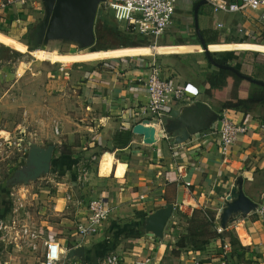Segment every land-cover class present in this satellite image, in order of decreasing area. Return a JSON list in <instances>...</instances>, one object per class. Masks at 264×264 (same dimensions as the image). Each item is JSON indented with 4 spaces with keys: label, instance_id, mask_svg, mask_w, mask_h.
I'll list each match as a JSON object with an SVG mask.
<instances>
[{
    "label": "crops",
    "instance_id": "1",
    "mask_svg": "<svg viewBox=\"0 0 264 264\" xmlns=\"http://www.w3.org/2000/svg\"><path fill=\"white\" fill-rule=\"evenodd\" d=\"M197 1L178 3L176 12L180 15H174L172 24L159 37L154 54L149 46L38 52L40 59L62 63L110 60L92 63L88 68L78 65L71 71V84L78 90L80 106L71 119L73 126L67 132L68 138L80 135L86 139L75 150L79 155L94 152V159L101 161V173L83 189V195L68 194L73 199L68 207L72 218L55 223L43 220V225L32 218L46 239L60 242L64 249L84 246L86 260L75 257L79 264H99L111 253L121 258L120 264H133L146 257L151 258V264L168 261L169 264H264V217L257 211L231 222L221 238L203 241L196 232L201 220L212 221L214 228L221 226L219 216L224 199L230 195L239 175L244 177L246 194L264 203V106L225 109L232 120L250 126L247 133L239 135L228 154L222 153L215 131L219 118L210 128L178 143L165 133L157 135L159 125L155 134L145 130V126H150L147 120L152 117L141 110L149 102L139 80L146 71L141 58L145 61L155 58L164 76L186 85L189 91V99L167 105L166 114L197 100L220 112L217 104L205 96L210 65L195 31ZM32 4L38 6L37 10H23L28 1L6 7L0 16V26L9 30L22 22L26 24L25 30L29 24L35 29L46 11L41 15L43 8L38 0ZM261 12L260 9L216 11L214 3L207 2L199 8V24L214 55L226 58L243 73L264 80ZM7 30L0 29V41L20 45ZM137 55L143 57H131ZM99 151L108 154L101 158L96 153ZM62 195L53 197L55 213H60V202H66ZM99 197L108 201L111 213L97 233L80 236L78 227L89 219V201ZM168 204H173V210L164 236L147 232L145 219ZM65 219L70 223H64ZM133 229L140 232L132 233ZM178 242L183 246L175 256L172 251L179 249ZM0 251H5L1 243Z\"/></svg>",
    "mask_w": 264,
    "mask_h": 264
},
{
    "label": "rangeland",
    "instance_id": "2",
    "mask_svg": "<svg viewBox=\"0 0 264 264\" xmlns=\"http://www.w3.org/2000/svg\"><path fill=\"white\" fill-rule=\"evenodd\" d=\"M34 1L28 0L29 5H26L23 10L25 8L28 11L37 10L38 6L32 4ZM7 3L8 0H0V5ZM38 4L43 8L41 11L43 15L44 3L38 0ZM100 12L106 17L105 22L108 27L117 28L121 33H132L127 28L123 8L117 7L107 11L98 9L97 17L101 14ZM175 15L179 17L180 14ZM24 25L26 24L21 22L15 28H8L9 30L0 26L1 30H7L6 32L20 43L15 46L0 41V215L3 213L6 215L7 208L20 205L22 211L24 209L29 211L30 216L39 225H43V220L55 223L60 222L62 218H72L71 210L68 208L73 204L70 196L83 195L85 193L83 189L101 173V161L97 162L94 159V152L79 155L78 150H75L76 145H80L81 141L86 139L80 135L68 138L67 132L73 126L71 119L73 114L79 111L80 106L77 101L78 90L71 84L73 81L71 71L78 65L88 68L92 63L99 61L104 63L110 60L62 63L40 59L38 52L39 50L97 51V41L110 48L115 47L118 41L115 38H106L105 35L98 39L96 33V44L88 48H82L76 42L66 40H53L35 46L33 27L29 24V29L27 27L28 30H25ZM103 25L102 20L96 19L95 31L98 32ZM144 41L146 45L142 46H150L154 54L159 40L155 44L149 40ZM214 57L221 56L214 55ZM207 62L210 65L211 76L217 67L208 59ZM230 86L234 91L246 88L243 82H237L235 79H230ZM32 143L43 147L55 144L54 157L60 159L61 166L55 169L53 166L49 173L29 183L17 181L12 177L17 169L26 165ZM84 145L90 148L88 143ZM96 153H99L102 158L108 154V151ZM72 155L78 156L73 159L70 157ZM85 171L86 175H84ZM116 171L115 169L114 172ZM60 194H63L62 197L66 202L62 200L59 204L60 213H55L53 197ZM64 223H70V221L65 219ZM223 231L220 232L218 227L214 228L212 221L204 220L198 223L196 230L203 241L221 238L225 233ZM4 250L0 251V260L7 264H41L42 256L39 253H31L27 249L6 248Z\"/></svg>",
    "mask_w": 264,
    "mask_h": 264
},
{
    "label": "built area",
    "instance_id": "3",
    "mask_svg": "<svg viewBox=\"0 0 264 264\" xmlns=\"http://www.w3.org/2000/svg\"><path fill=\"white\" fill-rule=\"evenodd\" d=\"M28 0H8L7 4L0 5L1 13L7 6ZM181 0H103L99 4L101 11L112 8H123L127 28L141 39L157 43L160 36L172 24L178 3ZM215 5L216 11L230 13L243 12L251 9H260V18L264 20V0H233L221 1L209 0ZM146 71L140 77L148 95L149 102L141 110L152 119L161 121L165 115V107L177 101L189 99V91L186 85L177 80L164 76L161 65L155 58L148 61L141 58ZM219 126L215 129L219 145L223 154H228L240 134L247 133L250 126L246 122H235L223 109L219 112ZM86 171L84 175H86ZM143 197V196H141ZM89 219L86 224L78 227L80 236L95 234L109 217L112 207L108 201L99 197L89 201ZM257 212L264 217V203H260ZM222 232L224 228L218 226ZM0 243L4 249H27L31 253H39L42 256L41 264H79L72 261L67 254L69 249H64L60 242L43 236L40 227L35 224L27 210H21L20 205H14L8 209L6 215L0 216ZM121 258L111 253L106 255L99 264H120ZM82 264V263H81ZM133 264H151V258L138 259ZM225 264V263H222Z\"/></svg>",
    "mask_w": 264,
    "mask_h": 264
},
{
    "label": "water",
    "instance_id": "4",
    "mask_svg": "<svg viewBox=\"0 0 264 264\" xmlns=\"http://www.w3.org/2000/svg\"><path fill=\"white\" fill-rule=\"evenodd\" d=\"M45 7V17L38 23L33 31L34 44L40 46L53 40L73 41L82 48H88L96 44L95 23L99 4L103 0H42ZM209 0H198L194 8L195 31L204 49L207 59L216 67L230 69L235 74L250 82L264 85V80L247 75L231 63H218L201 31L199 24V8ZM96 51V50H95ZM219 112L213 109L207 102L197 100L191 104L182 105L173 109L170 114L162 115L161 121L157 119L147 120L148 125L156 123L160 129L157 135L165 133L178 143L189 139L192 135L208 129L213 122L218 120ZM145 126V130H146ZM148 129H150L148 127ZM151 134L150 132L146 131ZM156 129L153 134H155ZM55 144L47 147L36 143L30 145L26 165L15 171L13 179L29 183L43 174L51 171V163L55 150ZM16 182V181H14ZM260 203L246 194L244 190V177L239 175L234 183L230 195L224 199L220 211V225L226 228L231 222L244 218L253 211H257ZM173 204L156 211L144 221V227L158 237L164 236V228L172 214ZM68 258L80 257L86 260L84 246L78 245L69 249ZM0 264H7L0 260Z\"/></svg>",
    "mask_w": 264,
    "mask_h": 264
},
{
    "label": "trees",
    "instance_id": "5",
    "mask_svg": "<svg viewBox=\"0 0 264 264\" xmlns=\"http://www.w3.org/2000/svg\"><path fill=\"white\" fill-rule=\"evenodd\" d=\"M97 20H102L104 24L102 29H99L98 32L96 30L98 39L102 38L104 35L106 36V38L108 37L115 38L118 41L115 47L146 45L144 41L145 39H141L137 35L135 36L132 33H121L120 31H118L117 28L108 27L105 22L106 17L103 16L102 13L97 17ZM96 47L98 50L110 48L101 45V43H99L98 41ZM214 59L221 64L229 63V61L224 57H218V58L214 57ZM235 67L240 70L239 67L237 66ZM230 79H235L237 82H243L246 87L245 90L234 91V89L230 86ZM205 96L210 98L212 101H214L217 104L220 111L226 108L251 109L255 106H264V85L256 84L244 78H241L230 69L217 67L216 71L212 72L209 78V87L205 92ZM149 127L151 128L150 129L146 128V131L153 134L154 130L157 127V124L151 123ZM54 161H55L54 169L59 168L60 159L54 158ZM139 232L140 231L134 229L132 231V233H139ZM178 246L179 249H174L172 251V253H174L175 256H178L180 254V249L183 245H181L180 242H178Z\"/></svg>",
    "mask_w": 264,
    "mask_h": 264
},
{
    "label": "flooded vegetation",
    "instance_id": "6",
    "mask_svg": "<svg viewBox=\"0 0 264 264\" xmlns=\"http://www.w3.org/2000/svg\"><path fill=\"white\" fill-rule=\"evenodd\" d=\"M54 158H56V157H54V154H53V159H52V163H51V169H52V167L54 166V163H55Z\"/></svg>",
    "mask_w": 264,
    "mask_h": 264
},
{
    "label": "bare ground",
    "instance_id": "7",
    "mask_svg": "<svg viewBox=\"0 0 264 264\" xmlns=\"http://www.w3.org/2000/svg\"><path fill=\"white\" fill-rule=\"evenodd\" d=\"M149 47H150V46H149ZM150 48H151V47H150ZM157 48H158V47H157ZM157 48H156V49H157ZM151 49H152V48H151ZM152 50H153V49H152Z\"/></svg>",
    "mask_w": 264,
    "mask_h": 264
}]
</instances>
